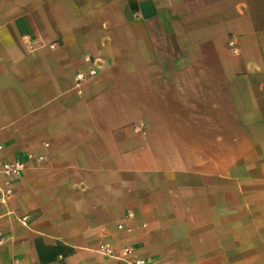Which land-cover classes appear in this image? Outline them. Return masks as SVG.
I'll return each instance as SVG.
<instances>
[{
  "label": "crops",
  "instance_id": "1",
  "mask_svg": "<svg viewBox=\"0 0 264 264\" xmlns=\"http://www.w3.org/2000/svg\"><path fill=\"white\" fill-rule=\"evenodd\" d=\"M0 143V264H264V0H0Z\"/></svg>",
  "mask_w": 264,
  "mask_h": 264
},
{
  "label": "built area",
  "instance_id": "2",
  "mask_svg": "<svg viewBox=\"0 0 264 264\" xmlns=\"http://www.w3.org/2000/svg\"><path fill=\"white\" fill-rule=\"evenodd\" d=\"M54 44H52V47ZM85 62L87 69L77 72L75 76L76 88L82 91L83 84L91 76L97 74L104 65V60L93 55H86ZM46 157L42 154L35 155L27 153L25 156L8 159L5 157V146L0 143V204H5L12 195V182L15 178L22 175L32 161L44 162ZM4 241V237H0V245ZM98 251L106 257L116 258L117 260L127 262L129 264H151L147 258L139 257L135 254L134 247L131 245L119 253L109 244L101 243ZM97 264V263H93Z\"/></svg>",
  "mask_w": 264,
  "mask_h": 264
},
{
  "label": "rangeland",
  "instance_id": "3",
  "mask_svg": "<svg viewBox=\"0 0 264 264\" xmlns=\"http://www.w3.org/2000/svg\"><path fill=\"white\" fill-rule=\"evenodd\" d=\"M248 186H250V185H248Z\"/></svg>",
  "mask_w": 264,
  "mask_h": 264
}]
</instances>
